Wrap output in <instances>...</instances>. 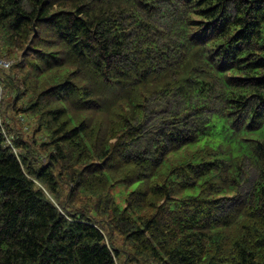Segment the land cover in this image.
I'll return each instance as SVG.
<instances>
[{
  "label": "trees",
  "instance_id": "trees-1",
  "mask_svg": "<svg viewBox=\"0 0 264 264\" xmlns=\"http://www.w3.org/2000/svg\"><path fill=\"white\" fill-rule=\"evenodd\" d=\"M3 49L0 264H264V0H0Z\"/></svg>",
  "mask_w": 264,
  "mask_h": 264
},
{
  "label": "rangeland",
  "instance_id": "rangeland-1",
  "mask_svg": "<svg viewBox=\"0 0 264 264\" xmlns=\"http://www.w3.org/2000/svg\"><path fill=\"white\" fill-rule=\"evenodd\" d=\"M1 52V51H0ZM14 52V53H13ZM12 53H10L9 51H6V50H2V52L0 53V54H5V53H7V54H10L9 56H11V58H13L15 61H17V60H19L20 59V55H21V52L20 51H18L17 49H14V51H13ZM6 93V90L3 88V92H2V94L0 95V110H1V116H3V114H2V102H3V99H2V96H3V94H5ZM4 96H6V95H4ZM4 98V97H3ZM4 118V117H3ZM18 119H19V125H16V129H18V130H20V132H21V135L24 137V138H26L27 140H32V139H34V137L36 136V134H35V132H34V129H35V121H34V119L32 118V117H30V116H18ZM11 125H13V123H11ZM8 131V130H7ZM6 131V132H7ZM7 134H8V136H9V133L7 132ZM43 137V135L41 136V135H38V137L37 138H42ZM255 175L254 174H252L251 175V180H250V177L247 179V181H246V189H248V188H250V186L252 185V183H253V181L255 180ZM253 179V180H252ZM123 188V186L122 185H118L117 187H116V189H115V192H117L116 194H118L117 195V197H118V200L121 202V203H123V192H121L122 189ZM121 190V191H120ZM116 241H117V244H118V246L122 249V250H127V248L126 247H128L127 246V243L124 241V239H123V237L122 236H119V235H117L116 236Z\"/></svg>",
  "mask_w": 264,
  "mask_h": 264
},
{
  "label": "built area",
  "instance_id": "built-area-1",
  "mask_svg": "<svg viewBox=\"0 0 264 264\" xmlns=\"http://www.w3.org/2000/svg\"><path fill=\"white\" fill-rule=\"evenodd\" d=\"M11 64H12L11 60L0 56V69L1 68H9ZM2 91H3V88H2V85L0 83V93H2Z\"/></svg>",
  "mask_w": 264,
  "mask_h": 264
}]
</instances>
